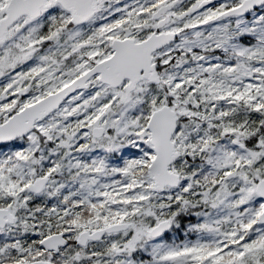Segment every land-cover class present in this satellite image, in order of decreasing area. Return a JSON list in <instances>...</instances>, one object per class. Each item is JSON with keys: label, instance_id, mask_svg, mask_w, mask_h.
I'll use <instances>...</instances> for the list:
<instances>
[{"label": "snow or ice", "instance_id": "1", "mask_svg": "<svg viewBox=\"0 0 264 264\" xmlns=\"http://www.w3.org/2000/svg\"><path fill=\"white\" fill-rule=\"evenodd\" d=\"M0 264H264V0H0Z\"/></svg>", "mask_w": 264, "mask_h": 264}]
</instances>
